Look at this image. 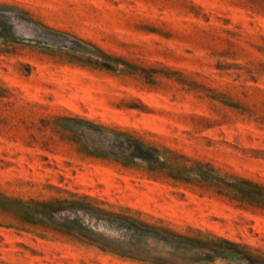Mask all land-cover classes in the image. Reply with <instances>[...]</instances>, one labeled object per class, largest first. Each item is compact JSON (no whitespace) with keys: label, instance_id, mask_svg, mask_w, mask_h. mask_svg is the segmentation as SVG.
Segmentation results:
<instances>
[{"label":"rangeland","instance_id":"obj_1","mask_svg":"<svg viewBox=\"0 0 264 264\" xmlns=\"http://www.w3.org/2000/svg\"><path fill=\"white\" fill-rule=\"evenodd\" d=\"M0 264H264V0H0Z\"/></svg>","mask_w":264,"mask_h":264},{"label":"trees","instance_id":"obj_2","mask_svg":"<svg viewBox=\"0 0 264 264\" xmlns=\"http://www.w3.org/2000/svg\"><path fill=\"white\" fill-rule=\"evenodd\" d=\"M82 199L83 200H91L92 201V199L90 198V197H82ZM68 204L69 205H74V206H76V205H78L79 204V201H73V202H68ZM44 206V205H43ZM95 210H97V211H101L102 213H106L104 210H101V209H95Z\"/></svg>","mask_w":264,"mask_h":264}]
</instances>
